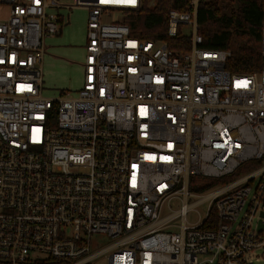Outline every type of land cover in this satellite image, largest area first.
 <instances>
[{"label": "built area", "instance_id": "1", "mask_svg": "<svg viewBox=\"0 0 264 264\" xmlns=\"http://www.w3.org/2000/svg\"><path fill=\"white\" fill-rule=\"evenodd\" d=\"M76 8L88 11L82 88L45 98V42L60 34V11ZM141 8L0 0V264H259L249 258L264 250V25L262 70L235 74L230 52L201 47L199 0L168 13V36H188L187 51L132 37L124 20ZM114 13L123 19L104 21ZM254 161L263 165L188 204L202 194L192 178ZM177 199L182 208L164 217ZM95 236L108 244L93 251Z\"/></svg>", "mask_w": 264, "mask_h": 264}, {"label": "trees", "instance_id": "2", "mask_svg": "<svg viewBox=\"0 0 264 264\" xmlns=\"http://www.w3.org/2000/svg\"><path fill=\"white\" fill-rule=\"evenodd\" d=\"M192 0H142V8L127 13L125 23L131 36L141 41L165 42L175 51H187L191 39L179 34L168 36V13L170 10L187 12ZM198 34L202 37V48L231 53L226 69L235 74H251L262 70L261 34L264 25V0H199ZM262 161L244 164L231 176L221 179L194 177L190 190L206 192L225 185L253 170L259 169ZM217 213L211 212L205 229H213ZM44 264H63L47 260Z\"/></svg>", "mask_w": 264, "mask_h": 264}, {"label": "rangeland", "instance_id": "3", "mask_svg": "<svg viewBox=\"0 0 264 264\" xmlns=\"http://www.w3.org/2000/svg\"><path fill=\"white\" fill-rule=\"evenodd\" d=\"M62 5H73L75 0H56ZM62 14L68 19V23L63 26L62 34L46 40V45L50 47L48 55L43 62V96L49 99H59L65 93L70 92L76 95L82 88L84 75V62L86 51L87 36V17L88 11L85 8H76L73 10H62ZM112 19H123L122 13H114L111 18H104L105 22ZM183 33L189 35L191 29L188 26L183 27ZM211 191L199 194L192 192L188 198V204L192 205L196 202L208 197ZM182 200L173 201L169 207L166 206L163 216L178 212L182 208ZM211 202L196 206L186 215L187 225L192 227L199 223V217L205 218L210 208ZM259 216L254 219L253 230L257 229ZM182 218L176 219L172 224L179 225ZM264 225V220L263 223ZM108 240L104 237L95 236L93 238L92 250L97 251L108 244ZM98 244V245H96ZM251 263L264 264V250H255L250 254ZM93 264H107L106 257L94 260Z\"/></svg>", "mask_w": 264, "mask_h": 264}, {"label": "crops", "instance_id": "4", "mask_svg": "<svg viewBox=\"0 0 264 264\" xmlns=\"http://www.w3.org/2000/svg\"><path fill=\"white\" fill-rule=\"evenodd\" d=\"M61 11H62V10H61ZM61 11H60V15H61L62 20L64 21V23L62 24V29H63V26H65V24L68 23V19H69V18L67 19V18L65 17V15L61 13ZM62 29H61V31H60V34H62ZM51 38H54V37H51ZM86 44H87V36H86ZM49 49H50V47L46 45V54H45V57L48 55V51H49ZM84 49H85V51H86V45L84 46ZM84 63H85V62H84Z\"/></svg>", "mask_w": 264, "mask_h": 264}, {"label": "water", "instance_id": "5", "mask_svg": "<svg viewBox=\"0 0 264 264\" xmlns=\"http://www.w3.org/2000/svg\"><path fill=\"white\" fill-rule=\"evenodd\" d=\"M261 216L264 217V213H262ZM259 228H260V230H262V228H263V224H262L261 221H260V226H259Z\"/></svg>", "mask_w": 264, "mask_h": 264}]
</instances>
